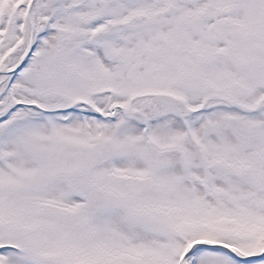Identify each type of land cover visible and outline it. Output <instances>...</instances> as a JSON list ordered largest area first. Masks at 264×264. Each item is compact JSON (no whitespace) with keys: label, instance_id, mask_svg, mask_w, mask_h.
I'll return each instance as SVG.
<instances>
[{"label":"snow or ice","instance_id":"6c2138e0","mask_svg":"<svg viewBox=\"0 0 264 264\" xmlns=\"http://www.w3.org/2000/svg\"><path fill=\"white\" fill-rule=\"evenodd\" d=\"M0 264H264V0H0Z\"/></svg>","mask_w":264,"mask_h":264}]
</instances>
